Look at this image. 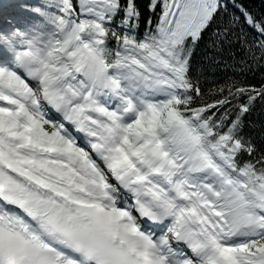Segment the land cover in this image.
Instances as JSON below:
<instances>
[{
	"label": "snow or ice",
	"instance_id": "obj_1",
	"mask_svg": "<svg viewBox=\"0 0 264 264\" xmlns=\"http://www.w3.org/2000/svg\"><path fill=\"white\" fill-rule=\"evenodd\" d=\"M258 110L264 0H0V264H264Z\"/></svg>",
	"mask_w": 264,
	"mask_h": 264
},
{
	"label": "trees",
	"instance_id": "obj_2",
	"mask_svg": "<svg viewBox=\"0 0 264 264\" xmlns=\"http://www.w3.org/2000/svg\"><path fill=\"white\" fill-rule=\"evenodd\" d=\"M257 76H259V74H257ZM257 122H259L261 119H264V115H261L259 113V110L256 114H254V117H253Z\"/></svg>",
	"mask_w": 264,
	"mask_h": 264
}]
</instances>
